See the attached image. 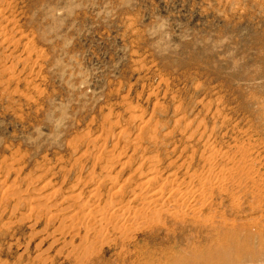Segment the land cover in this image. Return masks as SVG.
I'll list each match as a JSON object with an SVG mask.
<instances>
[{"label":"rangeland","instance_id":"1","mask_svg":"<svg viewBox=\"0 0 264 264\" xmlns=\"http://www.w3.org/2000/svg\"><path fill=\"white\" fill-rule=\"evenodd\" d=\"M235 248L264 264V0H0V264Z\"/></svg>","mask_w":264,"mask_h":264},{"label":"bare ground","instance_id":"2","mask_svg":"<svg viewBox=\"0 0 264 264\" xmlns=\"http://www.w3.org/2000/svg\"><path fill=\"white\" fill-rule=\"evenodd\" d=\"M158 194H161V193L158 192ZM156 195L154 193V196H156ZM154 196H152L151 198H153ZM156 199L158 200V197H156ZM154 200H155V198H154ZM161 200L162 199H160V201ZM233 251H234L233 253L232 252L231 253H227V255H225L223 260L221 262H219V263L213 262V260L210 257H208V256L206 258H204V261L206 263H208V264H243L244 262H249V261H253V260L255 261V259L257 258L256 255L250 253V251L246 250L247 251L246 252L245 250H242L241 248H235Z\"/></svg>","mask_w":264,"mask_h":264}]
</instances>
